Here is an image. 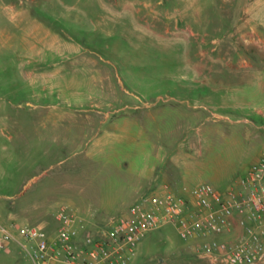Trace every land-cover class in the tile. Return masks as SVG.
Masks as SVG:
<instances>
[{"label": "rangeland", "instance_id": "374dc122", "mask_svg": "<svg viewBox=\"0 0 264 264\" xmlns=\"http://www.w3.org/2000/svg\"><path fill=\"white\" fill-rule=\"evenodd\" d=\"M1 99L21 104L31 132L68 137L0 160L4 224L46 233L44 214L85 218L92 199L118 217L153 167L174 163L190 190H225L264 152V0H0ZM185 243L166 226L131 264H163ZM11 247L0 261L32 264Z\"/></svg>", "mask_w": 264, "mask_h": 264}, {"label": "built area", "instance_id": "2783aa9c", "mask_svg": "<svg viewBox=\"0 0 264 264\" xmlns=\"http://www.w3.org/2000/svg\"><path fill=\"white\" fill-rule=\"evenodd\" d=\"M56 220L59 228L52 237L16 221L0 223V252L17 244L32 264H131L148 234L172 226L199 257L216 263L261 264L264 153L224 191L201 183L183 197L165 187L143 196L97 234L87 231L85 219L70 206H61ZM237 228L241 234L234 242L222 239Z\"/></svg>", "mask_w": 264, "mask_h": 264}, {"label": "crops", "instance_id": "0c3cea01", "mask_svg": "<svg viewBox=\"0 0 264 264\" xmlns=\"http://www.w3.org/2000/svg\"><path fill=\"white\" fill-rule=\"evenodd\" d=\"M136 21H138L140 25L146 26V24H143V21L140 18H137ZM43 75H47V74L44 73ZM28 104L29 103H27V105ZM20 107L21 104H16L12 100H2V99L0 100V160L2 161L3 164V167L1 168L2 170L5 168L8 159H10V157H13L15 154H17V152L18 153L26 152L28 155H30L33 139H40L43 141L53 139L56 141L63 138L65 140L64 149H67L68 137L66 133L63 135L61 132L60 133L43 132L37 134L31 132L29 129V124L33 123L34 121L33 120L30 121V119L28 121V118L26 116H22L21 114H19L16 109ZM43 121L45 122L44 117H43ZM64 151L66 152V150ZM263 153H260L258 159ZM45 154H48V150H46ZM184 154H188V151L186 150V153ZM175 168H177L175 163L169 167L167 166L153 167V169H151L150 171V176L148 177V180L144 184L137 185L133 190L134 200L132 201V203H136L143 196H145L148 191L153 190L154 193L155 192L160 193L164 191L165 187H169L170 190H172L173 187L175 190L177 189V192L179 193L178 196L188 197L191 187L190 185L182 181V179L177 178V176L175 175L177 170ZM70 169L73 170V168ZM59 184L60 185L58 186V188L59 191H61V187H62L61 181L59 182ZM64 187H66V184L64 185ZM53 192L57 193V195L60 194V192H57L56 190H53ZM55 193H52V196H49V198H47L46 200L48 201L52 198H55ZM97 201L98 200H94V199H92L91 201H86L88 203L87 217L85 218L83 217L86 221L87 231L93 234H95V232H93V229L90 230L91 225L99 226V224L102 225L106 220H109L108 223L105 224V227H107V225L111 220L119 217V216L114 217L113 215L109 214L108 211H102L103 209L102 210L101 209L98 210L99 208L94 209L92 203L95 204V202ZM43 220L48 225L47 232L45 234L49 237L55 236L59 228V224L57 220L55 218L53 220L47 214L43 215ZM93 220H95L96 222L93 223ZM105 227L102 228L105 229ZM240 234L241 232L237 228V230L233 234L227 235L222 239H226L230 242H234ZM15 245L18 246L17 244ZM11 249L12 247L10 246L7 250L2 251L0 253H5L7 256H11L12 255ZM167 251H171V253L168 254V257L166 259H161L163 264L166 262L167 259H171L173 261L176 257H179L180 259L183 260L185 259L187 261H191L192 263L198 260L199 264H219L208 258H202L197 256L194 247L190 243H185L182 246H177ZM8 263H9L8 258H5L4 260L0 261V264H8Z\"/></svg>", "mask_w": 264, "mask_h": 264}]
</instances>
